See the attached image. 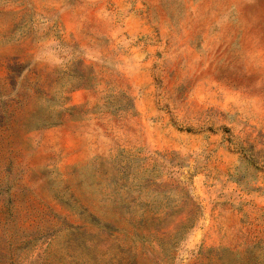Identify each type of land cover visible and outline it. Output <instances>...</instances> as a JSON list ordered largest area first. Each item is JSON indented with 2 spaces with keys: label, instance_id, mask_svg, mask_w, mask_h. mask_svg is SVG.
Here are the masks:
<instances>
[{
  "label": "rangeland",
  "instance_id": "374dc122",
  "mask_svg": "<svg viewBox=\"0 0 264 264\" xmlns=\"http://www.w3.org/2000/svg\"><path fill=\"white\" fill-rule=\"evenodd\" d=\"M0 264H264V0H0Z\"/></svg>",
  "mask_w": 264,
  "mask_h": 264
}]
</instances>
